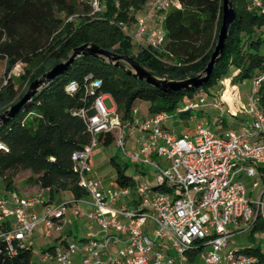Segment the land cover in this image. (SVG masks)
Instances as JSON below:
<instances>
[{
  "label": "built area",
  "instance_id": "obj_1",
  "mask_svg": "<svg viewBox=\"0 0 264 264\" xmlns=\"http://www.w3.org/2000/svg\"><path fill=\"white\" fill-rule=\"evenodd\" d=\"M80 1L91 14L101 10L102 0ZM172 6L179 8L176 0H146L129 28L122 23L118 27L133 46L159 49L164 42L163 16ZM248 7L264 13V0H248ZM154 19V25L149 26ZM261 80L262 76L252 79L247 103L239 109L249 122L237 132L227 130L224 134L201 120L191 135H175L164 127L173 115L205 106V97L176 108L174 113L146 115L139 122L135 109L130 120L121 121L114 107L105 108V95L95 96L89 108L77 111L89 141L71 154L77 186L84 196L57 204H43L40 193L31 199L14 192L9 200L0 198V242L6 253L13 254L38 226L45 237L59 231L71 209L73 216L96 225L103 237L65 241L41 252L40 262L184 264L198 254L203 264L254 263L253 257L241 254L238 248L227 252L225 248L232 236L250 231L257 221L264 224V118L256 97ZM97 86L92 82L90 93ZM75 88L70 82L65 92L71 94ZM220 104L215 100L211 106L220 110ZM134 133L133 149L127 152L126 138ZM100 134H112L115 147L134 166H150L153 176L149 183L130 177V185L104 188L93 178L88 160ZM0 150L6 151L1 143ZM242 178L252 179L251 189L261 186L255 201L246 194ZM35 205H42L38 215L27 211ZM80 205L87 211H80Z\"/></svg>",
  "mask_w": 264,
  "mask_h": 264
},
{
  "label": "trees",
  "instance_id": "obj_2",
  "mask_svg": "<svg viewBox=\"0 0 264 264\" xmlns=\"http://www.w3.org/2000/svg\"><path fill=\"white\" fill-rule=\"evenodd\" d=\"M146 0H102L101 10L91 14L80 0H0V112L13 105L26 86L55 64L67 59L72 48L83 44L126 55L158 78L182 80L194 77L204 68L220 26L221 0H176L179 8L163 16L164 42L159 49L133 46L118 27L128 28ZM234 22L229 27L222 53L207 82L190 92H162L126 76L120 69L98 59L78 57L66 71L55 77L9 121L0 125V181L5 190L15 188V177L29 172L26 183L46 190L48 202L66 192L73 198L84 196L77 186V172L71 154L89 141L77 111L90 107L97 95H107L121 121L130 120L134 102L147 103V115L172 113L178 101L184 107L199 97L212 98L220 81L230 85L262 76L256 92L257 106L264 118V56L259 54L262 39L255 32L264 25V13L248 7V0H231ZM71 17L70 21H66ZM19 66L23 88L17 92L9 76ZM74 82L75 91L65 92ZM98 86L90 93V84ZM226 99L228 92L223 95ZM215 98V97H214ZM181 107V108H182ZM189 111L179 113L188 116ZM98 143L113 142L112 134L98 135ZM116 166L114 185H130ZM264 184V180H262ZM264 232L257 221L250 234ZM53 247L48 246L45 251ZM239 252L264 264V253L255 246H239ZM27 245L15 247L9 255L0 242V264H30Z\"/></svg>",
  "mask_w": 264,
  "mask_h": 264
},
{
  "label": "rangeland",
  "instance_id": "obj_3",
  "mask_svg": "<svg viewBox=\"0 0 264 264\" xmlns=\"http://www.w3.org/2000/svg\"><path fill=\"white\" fill-rule=\"evenodd\" d=\"M175 8L174 6L171 7V9ZM255 32L260 36L262 39V45L259 49V54L264 56V25H262L259 29L255 30ZM22 69L19 66H15L12 68V70L9 73V76L12 78L13 81L17 82L16 84V90L19 92L23 88V83H21V80L19 76L22 74ZM3 80V64L0 61V83ZM251 79H246L242 83L236 84L234 88L230 87V84L227 81H220L218 84V87L216 90L211 91L212 98H206L205 99V106L198 107L197 109H193L189 111L188 116H180V115H173L172 118L167 120L164 123V127L167 129L168 132H171L175 135H181L182 133L186 134H192L194 127L198 121L206 122L211 130L217 131L218 134H224L225 131L231 130V128L235 127L240 121V119L243 122H248L247 119L248 116L243 115L241 111H234L235 115L230 114L227 109V104H220V110H217L211 106V104L214 103L215 100H218L219 95H224V93L227 91L228 95L231 96L230 92L231 90L236 91L237 97L239 99V102L242 106H245L248 100V96L250 94L251 90ZM215 96V98H214ZM103 104L106 109L113 108V102L110 98H105L103 101ZM182 107V102L178 101L176 108ZM135 109V117L140 122L142 121L146 115H147V103L145 102H134ZM174 113V112H172ZM113 117V115H110ZM244 119V120H243ZM136 134H131L127 136L125 141V150L127 152H130L133 149V145L135 143ZM113 159L114 163H116L119 167V169L122 171V173L127 177H133L134 181H143L145 183H149L153 176V169L150 166H141L137 167L134 166L131 161L127 160L115 147V144L112 142L109 145H102L101 143H96L93 147L90 157L88 160V165L90 168V175L98 180V182L104 187L109 188L114 186V179L116 177V166L113 163H110V159ZM155 162H157V159L154 157L151 158ZM139 173H144L145 175L141 176ZM29 176V172H20L15 177V186L22 187L24 185L31 187V184L26 183V178ZM242 183L244 187L246 188V194H249L250 201H255L260 194L261 186L258 185V188L251 189V181L252 179L242 178ZM43 198L46 199V193H43ZM68 198V195L66 192L59 193L57 195H54V202H58L61 200V198ZM27 199L32 198V194L28 195L27 197H24ZM261 199L264 200V193L261 196ZM64 200V199H62ZM68 199H65V201ZM80 211H83V208L81 205L79 206ZM67 224H69L67 222ZM66 224V225H67ZM93 223L87 222L84 220H81L79 226L80 229L85 228L89 229L92 228ZM95 235H92V237L98 239L103 237V234L96 228ZM95 232V229L94 231ZM77 238L81 236V230L76 232L75 235ZM49 244H51V241L47 238H45L43 235H41V227L38 226L32 233L31 238L26 240L24 242V245H27L31 250V258H30V264H49V263H42L39 261L40 258V252L42 250H45L48 248ZM255 246L260 249L261 252L264 253V232L250 234L249 231L237 234L232 236L225 248V251H229L232 247H243V246ZM207 247H203V251ZM184 264H203V262L200 260L198 254H195L191 260L187 261Z\"/></svg>",
  "mask_w": 264,
  "mask_h": 264
},
{
  "label": "water",
  "instance_id": "obj_4",
  "mask_svg": "<svg viewBox=\"0 0 264 264\" xmlns=\"http://www.w3.org/2000/svg\"><path fill=\"white\" fill-rule=\"evenodd\" d=\"M234 11L231 0H221V19L220 26L215 38V42L202 71L194 77L182 80H168L165 78H158L149 73L144 68L140 67L136 61L126 55H119L107 50H104L97 45L83 43L71 49L67 59L61 61L50 69L42 73L39 77L32 80L22 94V96L11 106L0 112V125L11 120L23 107L29 102L35 94L51 82L55 77L63 74L74 59L78 57H90L98 59L111 66L120 69L126 76L143 82L154 89L162 92L185 91L190 92L201 88L208 80L213 66L217 63L222 50L224 42L227 38L229 27L234 22Z\"/></svg>",
  "mask_w": 264,
  "mask_h": 264
},
{
  "label": "crops",
  "instance_id": "obj_5",
  "mask_svg": "<svg viewBox=\"0 0 264 264\" xmlns=\"http://www.w3.org/2000/svg\"><path fill=\"white\" fill-rule=\"evenodd\" d=\"M154 22H156L155 19L150 23L149 26H153ZM230 87L234 88L235 86L230 85ZM230 93H231L230 94L231 96L226 97V99L223 98L224 96L223 95L221 96V94H220L218 97V100L220 101L221 104L222 103L227 104L226 111H228L232 115H235L234 111L235 112L239 111V109L241 108L242 105L239 102L236 91L231 90ZM104 97L109 98V96H107V95H105ZM247 120L249 122V119H247ZM244 124H246V122H243L240 119V121H238L237 125L235 127L231 128V130L237 132V131H239L240 126L244 125ZM11 192L16 193L20 197H27L28 195L32 194V198L34 196H36V194L40 193L41 199L43 200V204H57V203L65 201V199L73 198L67 193L68 198L62 197L61 200H59L58 202H54V197H52L51 201L48 202L47 191L38 189V187L33 185V184L31 187L26 186V185H24L22 187L15 186L14 189H11L8 191V190L4 189V187L0 181V198L5 199V200H9ZM43 193H46V196H47L46 199L43 198V195H42ZM62 199H64V200H62ZM81 207L83 208V211H87V208L85 206L81 205ZM27 211L38 215L42 211V205H35L33 208H29ZM81 220L89 222L85 218H78V217L73 216L71 209H68L66 211V223L61 227V229L59 231H52L50 237L44 236L45 238H47L51 241V244H49V246L55 247L58 245H63L65 241H71V240L78 241V240L86 238L87 236L92 237V235H95L94 233L98 232V231H96V228L98 230H99V228L94 224L92 225L93 229L92 228H89L86 230H85V228L80 229L79 224H80ZM8 222L10 223L11 220H9ZM67 222L69 224H67ZM3 227L6 228L7 226L4 225ZM94 229H95V232H93ZM80 230H81V236L79 238H77L75 236L76 232H78ZM41 235H42V230H41ZM92 238H94V237H92ZM119 246H121V244H117L116 247H119ZM43 251H45V250H42L41 252H43ZM73 260L76 263L77 258L75 257V258H73Z\"/></svg>",
  "mask_w": 264,
  "mask_h": 264
}]
</instances>
